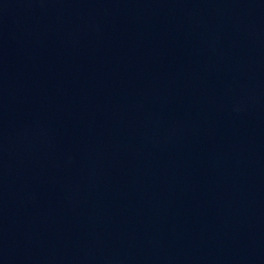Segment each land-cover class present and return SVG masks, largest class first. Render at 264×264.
I'll return each mask as SVG.
<instances>
[{
    "label": "water",
    "instance_id": "water-1",
    "mask_svg": "<svg viewBox=\"0 0 264 264\" xmlns=\"http://www.w3.org/2000/svg\"><path fill=\"white\" fill-rule=\"evenodd\" d=\"M0 264H264V0H0Z\"/></svg>",
    "mask_w": 264,
    "mask_h": 264
}]
</instances>
